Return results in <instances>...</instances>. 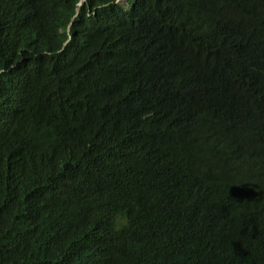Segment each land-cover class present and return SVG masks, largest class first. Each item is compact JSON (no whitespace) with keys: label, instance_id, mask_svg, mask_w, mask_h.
<instances>
[{"label":"trees","instance_id":"obj_1","mask_svg":"<svg viewBox=\"0 0 264 264\" xmlns=\"http://www.w3.org/2000/svg\"><path fill=\"white\" fill-rule=\"evenodd\" d=\"M80 1L0 0V264H264V0Z\"/></svg>","mask_w":264,"mask_h":264},{"label":"clouds","instance_id":"obj_2","mask_svg":"<svg viewBox=\"0 0 264 264\" xmlns=\"http://www.w3.org/2000/svg\"><path fill=\"white\" fill-rule=\"evenodd\" d=\"M85 3V0H81L79 2L78 5H82ZM116 4H123L125 6H127L128 8H131L133 5L129 6L128 5V1L127 0H116L115 1ZM97 144H95L94 142H89L87 144H82V145H79L76 149V156H72V159L76 160V161H86L88 159L91 158L92 154L97 150ZM217 149H221L224 151V154H223V157L220 158V159H217V158H213L212 156L214 155H211L207 161L204 163V166L203 168L205 167V165H214L216 166L217 165V160L219 162V164H223L225 161H226V158H227V155H226V152H225V143H224V140L221 142V144L217 147ZM229 164V162L226 163V165Z\"/></svg>","mask_w":264,"mask_h":264}]
</instances>
